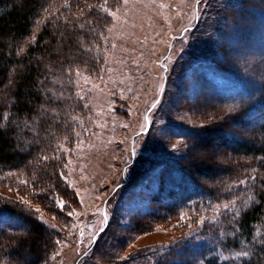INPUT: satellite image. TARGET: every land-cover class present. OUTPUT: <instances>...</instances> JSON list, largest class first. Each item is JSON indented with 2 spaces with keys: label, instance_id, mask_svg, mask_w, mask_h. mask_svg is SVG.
I'll return each instance as SVG.
<instances>
[{
  "label": "rangeland",
  "instance_id": "1",
  "mask_svg": "<svg viewBox=\"0 0 264 264\" xmlns=\"http://www.w3.org/2000/svg\"><path fill=\"white\" fill-rule=\"evenodd\" d=\"M108 2L105 7L115 16L106 12L109 21L99 26V65L92 72L66 70L57 89L71 113L70 127L61 133L69 137L54 146L52 162L58 182L76 203L70 205L58 187L46 206L29 184L33 176L21 172L0 178V198L39 215L47 223L39 222L59 236L56 251L39 264H183L191 258L184 247L192 251L202 225L216 223L240 198L229 196L190 222L180 214L176 228L158 224L134 233L131 220L147 209L162 180L176 181L177 161L239 166L245 183L232 179L224 183L223 193L239 186L244 196L253 184L260 187L263 168L253 160L229 157L216 142L215 130L246 137L264 121L254 110L226 120L264 83V0ZM220 112L225 119L218 121L214 117ZM192 128L199 133L196 138L189 135ZM15 186L24 187L28 197ZM57 199L65 202L62 212L69 220L62 224L52 214V208L60 210ZM37 207L38 214L32 211ZM101 212L108 217L106 224ZM22 220L3 216L0 227L28 229ZM35 259L24 258L28 264Z\"/></svg>",
  "mask_w": 264,
  "mask_h": 264
},
{
  "label": "trees",
  "instance_id": "2",
  "mask_svg": "<svg viewBox=\"0 0 264 264\" xmlns=\"http://www.w3.org/2000/svg\"><path fill=\"white\" fill-rule=\"evenodd\" d=\"M101 2L104 0H0V178L19 172L32 175L29 184L46 206H51L49 198L57 195L58 187L70 205L75 202L58 182L57 165L52 162L54 146L69 137L61 133L70 127L67 118L71 113L57 89L66 70L92 72L99 65V26L109 21ZM249 110L264 116V83L226 120L238 119ZM58 111L64 115L62 119ZM222 114L216 113L214 119L224 120ZM192 129L189 135L196 138L199 133ZM215 131L216 142L229 157L256 161L264 171V121L246 137L238 138L224 128ZM174 164L176 181H160L147 209L131 220V230L145 232L158 224L176 228L180 214H186L185 222H190L236 196L240 202L224 210L216 223L202 225L191 252L184 247L191 258L187 255L183 264H264V180L260 187L253 184L239 196L243 189L239 186L222 191L224 183L242 180L239 166L198 161ZM208 175L215 178L211 181ZM17 187V192L28 197L24 187ZM52 212L61 224L69 221L61 210L52 208ZM3 216L23 219L29 228L5 231L0 227V264H28L27 257L32 255L39 264L56 251L57 233L18 202L0 198V218Z\"/></svg>",
  "mask_w": 264,
  "mask_h": 264
},
{
  "label": "snow or ice",
  "instance_id": "3",
  "mask_svg": "<svg viewBox=\"0 0 264 264\" xmlns=\"http://www.w3.org/2000/svg\"><path fill=\"white\" fill-rule=\"evenodd\" d=\"M107 2H108V0H104V4L100 5V7L103 8V10H104L105 12H108L109 15H111V16H115V12H109L108 8L105 7V5L107 4ZM124 2L126 3L127 0H124ZM196 2H197V3H200L201 0H196ZM110 30H111V29H109V31H110ZM5 118H7V117H5ZM253 179H254V178H253ZM21 183H24V181H21ZM240 183L243 184V183H245V181L241 180ZM55 202H56V205L60 208V210H61V211H64V208H65V202H64L63 200H60V199H57ZM23 203H24V204H28L27 201H23ZM224 207H225V208H228V205H224ZM32 211H33L34 213H37V214H38V213L40 212V208L37 207V208L33 209ZM74 212H75V209H73L72 211L68 212L67 215L72 216ZM100 214L104 216V220H103L102 223L106 224V223H107V220H108L107 215H106L105 213H103V212H101ZM78 216H79V214H77V217H78ZM34 218L37 219L38 221H40L41 223H44V224L47 223L46 221H43L42 218H41L39 215H36ZM53 218L55 219L56 217H53ZM51 227H55V226H54V225H51ZM88 227H89V225H85V228H88ZM103 231H104V228L101 227L100 230H99V232H103ZM99 232H97V233L91 235V238H90V240H89V244H93V243H95L96 237L99 235ZM83 235H84V229H81V236L83 237ZM56 243L59 244L60 241H57ZM85 254H86V253H85ZM56 255H59V253H56ZM242 255H247V253H242ZM54 258H55V257H53V259H54ZM129 258H132V254H130L129 257H125V259H129Z\"/></svg>",
  "mask_w": 264,
  "mask_h": 264
}]
</instances>
